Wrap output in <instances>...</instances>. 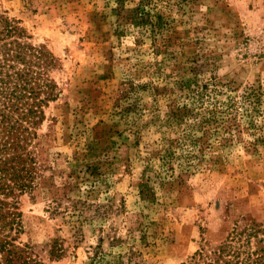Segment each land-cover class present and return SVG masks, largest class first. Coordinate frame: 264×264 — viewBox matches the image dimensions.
<instances>
[{
  "label": "rangeland",
  "instance_id": "rangeland-1",
  "mask_svg": "<svg viewBox=\"0 0 264 264\" xmlns=\"http://www.w3.org/2000/svg\"><path fill=\"white\" fill-rule=\"evenodd\" d=\"M0 15L56 60L22 144L32 188L0 194L12 264L264 256V0H0Z\"/></svg>",
  "mask_w": 264,
  "mask_h": 264
},
{
  "label": "trees",
  "instance_id": "trees-1",
  "mask_svg": "<svg viewBox=\"0 0 264 264\" xmlns=\"http://www.w3.org/2000/svg\"><path fill=\"white\" fill-rule=\"evenodd\" d=\"M25 35L14 21L0 15V194L5 196L14 195L15 190L21 193L32 188L33 172L29 170L28 163L33 161L22 144L28 140V127L37 126L43 119L42 106L56 97V87L48 78L47 71L55 67L56 60L45 47L36 48L27 44L24 39L28 37ZM42 95H45L44 98ZM249 98L248 95L245 100ZM211 116L216 120L215 112ZM206 119L212 121L211 117ZM0 204L7 205L2 201ZM12 207L17 209V202ZM227 249L228 246L224 245L218 253L215 252V260L200 252L189 264H219L230 254ZM0 252L8 253L6 262L13 263L11 257L14 253L6 239H0ZM224 263L264 264V256Z\"/></svg>",
  "mask_w": 264,
  "mask_h": 264
}]
</instances>
